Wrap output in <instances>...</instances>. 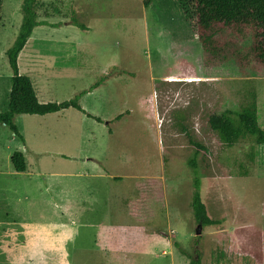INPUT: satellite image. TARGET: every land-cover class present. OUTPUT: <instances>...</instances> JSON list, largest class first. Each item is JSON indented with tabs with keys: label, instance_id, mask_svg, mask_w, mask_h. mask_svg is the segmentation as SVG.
I'll list each match as a JSON object with an SVG mask.
<instances>
[{
	"label": "rangeland",
	"instance_id": "1",
	"mask_svg": "<svg viewBox=\"0 0 264 264\" xmlns=\"http://www.w3.org/2000/svg\"><path fill=\"white\" fill-rule=\"evenodd\" d=\"M21 4L0 0V113ZM37 14L70 25L60 33L37 28L40 39L52 35L78 51L70 45L65 55L64 43H46L56 57L33 62L31 38L20 74L39 103L78 96L103 121L75 109L18 115L22 140L0 124V264H189L196 252L201 264H264V145L227 147L208 126L211 115L238 112L254 94L264 130V69L207 57L191 0L147 8L141 0H40ZM187 135L204 148L200 197L219 222L199 234ZM14 152L24 156L23 173L11 165Z\"/></svg>",
	"mask_w": 264,
	"mask_h": 264
},
{
	"label": "trees",
	"instance_id": "2",
	"mask_svg": "<svg viewBox=\"0 0 264 264\" xmlns=\"http://www.w3.org/2000/svg\"><path fill=\"white\" fill-rule=\"evenodd\" d=\"M152 0H141L144 8ZM179 2L182 0H178ZM194 13V32L202 52L213 61L233 62L239 70L258 72L264 69V0H191ZM39 0H22L21 22L12 45L6 50L9 67L12 71L11 88L7 110L0 113V124L22 140L14 118L18 115L45 116L67 109H75L102 123L98 117L85 112L78 104V96L61 103H39L30 79L20 75L17 58L23 50L33 29L45 23L38 21ZM55 27V26H53ZM247 44V45H246ZM98 87V84L94 85ZM82 94H79V96ZM121 115L116 119H120ZM237 118V119H236ZM208 126L220 142L227 147L249 139L255 145H264V130L257 121L256 97H250L246 107L238 112L226 110L208 118ZM188 142L195 149L188 160L192 173L191 211L195 223L202 227L216 226L218 221L207 216L200 197V176L197 167L198 150L204 149L187 135ZM15 172L25 171L24 156L14 152L10 157ZM189 264H201L199 253L191 257Z\"/></svg>",
	"mask_w": 264,
	"mask_h": 264
},
{
	"label": "crops",
	"instance_id": "3",
	"mask_svg": "<svg viewBox=\"0 0 264 264\" xmlns=\"http://www.w3.org/2000/svg\"><path fill=\"white\" fill-rule=\"evenodd\" d=\"M39 4H40V0H39ZM39 4H38V6H39ZM38 21H40V22H43V23H45V25H42V26H38V27H35L34 29H33V32H34V35L32 36V34H31V36L29 37V39H28V41H30V39L31 38H34L32 41H36V43H35V46H33L32 47V51H31V53H30V57H29V59L32 61V60H34L33 62H36L38 59H41V60H43L44 58H50L51 59V57H56V56H50V55H52V54H54V50H51V49H49V47H47L48 45L46 44V43H55V45H57V44H59V43H64V45H66V48L64 49V53H65V55H68V53H67V51H70V45L71 46H73V47H75V49L78 51V47H77V44H74V43H72V42H69V43H66V42H62V40L61 39H57V38H54L52 35H44L45 36V38L44 39H40L41 37H43V35L42 34H39V35H37L36 34V32L38 31L37 30V28L38 29H40V30H42V31H48V30H50V31H52V33H60V31H62L63 29L64 30H66V28H68L70 25H69V23H62V24H56V25H51V22H49V21H45V20H41V19H38ZM71 24V23H70ZM53 26H55V27H53ZM42 28V29H41ZM84 28V30L83 31H86L87 30V28L86 27H83ZM32 32V33H33ZM41 36V37H40ZM64 38H73V37H71V36H65ZM28 41H27V43H28ZM26 43V44H27ZM75 46H74V45ZM52 52V54H46V53H48V52ZM61 51H63L62 49H61ZM22 52V53H21ZM20 53H19V55H18V58H19V60H21V59H23L22 57H23V53H25V50L24 51H21ZM78 53V52H77ZM61 54V53H60ZM45 56V57H44ZM70 57V56H69ZM18 58H17V60H18ZM45 59V60H46ZM36 60V61H35ZM32 62V63H33ZM19 74H20V72H19ZM21 75V74H20ZM101 86V85H100ZM100 86H98V87H96L95 89H93V90H97L98 88H100ZM62 112V111H61ZM60 113V112H59ZM55 114H57V113H55ZM51 115V114H50ZM92 116H94V115H92ZM98 118H100V117H98ZM16 119V116H15V118H14V120ZM102 120V119H101ZM103 121V120H102Z\"/></svg>",
	"mask_w": 264,
	"mask_h": 264
},
{
	"label": "water",
	"instance_id": "4",
	"mask_svg": "<svg viewBox=\"0 0 264 264\" xmlns=\"http://www.w3.org/2000/svg\"><path fill=\"white\" fill-rule=\"evenodd\" d=\"M201 225L198 226V230H197V234H199V228H200Z\"/></svg>",
	"mask_w": 264,
	"mask_h": 264
},
{
	"label": "bare ground",
	"instance_id": "5",
	"mask_svg": "<svg viewBox=\"0 0 264 264\" xmlns=\"http://www.w3.org/2000/svg\"><path fill=\"white\" fill-rule=\"evenodd\" d=\"M190 79H191V78H190ZM169 81H174V79H172V80L169 79ZM186 81H187V80H186ZM191 81H192V80H191ZM195 81H196V80H195ZM197 81H198V80H197ZM174 82H175V81H174Z\"/></svg>",
	"mask_w": 264,
	"mask_h": 264
}]
</instances>
